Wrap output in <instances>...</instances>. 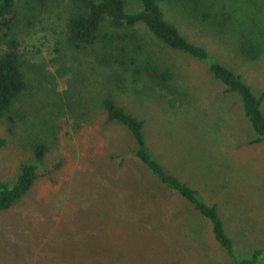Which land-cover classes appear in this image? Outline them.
I'll list each match as a JSON object with an SVG mask.
<instances>
[{"label": "rangeland", "instance_id": "obj_1", "mask_svg": "<svg viewBox=\"0 0 264 264\" xmlns=\"http://www.w3.org/2000/svg\"><path fill=\"white\" fill-rule=\"evenodd\" d=\"M231 1L205 0L206 21L177 3L162 8L212 61L263 96L264 112V60L242 53L256 38L253 17L264 25V0H251V11L239 18ZM68 6L55 0L58 17L48 15L34 29L19 27L29 85L0 118L6 141L0 183L13 185L22 165L33 162L36 141L47 143L49 152L30 192L0 211V264H234L208 220L162 190L136 159L130 132L107 118L103 102L109 97L144 121L148 148L167 171L217 206L236 255L264 250V145L250 143L255 134L239 96L226 92L205 63L162 46L143 26V55L172 69L185 98L171 108L173 96L148 81L139 84L143 95L112 82V70L66 45ZM126 8L141 6L126 0ZM257 264H264V251Z\"/></svg>", "mask_w": 264, "mask_h": 264}, {"label": "trees", "instance_id": "obj_2", "mask_svg": "<svg viewBox=\"0 0 264 264\" xmlns=\"http://www.w3.org/2000/svg\"><path fill=\"white\" fill-rule=\"evenodd\" d=\"M54 1L0 0V118L11 110L29 85L28 63L22 54L19 40L20 24L34 29L46 16L53 14L52 20L58 17L52 11ZM137 1L141 6L140 10L127 12L126 0H67L69 6L65 19L66 45L76 52H86L93 56L101 67L112 70V82L127 83L139 95L145 94L140 90L141 82L148 81L156 88L165 90L168 95L173 96L169 103L171 108H175L185 98L182 96L185 92L175 87L172 69L162 67L151 56L143 55L144 44L139 32V28L143 26L162 46L205 63L212 77L226 87V92L239 96L244 114L255 134V139L250 143L264 145L263 96L257 97L253 89L234 71L212 61L206 48L190 41L166 18L162 8V4L177 3L189 14H198L206 21L211 13L205 0ZM251 7V0H232L230 10L239 18L246 17ZM252 22L256 38L242 45V53L249 60L263 61L264 25L258 23L254 17ZM57 76L62 75L59 73ZM103 107L110 122L121 124L130 132L136 144V159L157 178L162 190L174 192L182 200L184 207L191 208L208 220L215 240L233 259L234 264H257L264 250L258 249L248 258L236 255L234 241L225 229L217 206L205 203L198 196L197 190L176 174L167 171L150 152L144 135V121L127 112L111 97L104 100ZM197 119L203 127L207 126L203 118ZM10 121L13 123L14 120ZM5 144L6 141L0 138V147ZM48 152L47 143L36 141L33 145V162L22 165L13 185L0 183V211L10 209L30 192L38 177V164L44 161ZM147 199H153V196ZM148 225V228L152 227Z\"/></svg>", "mask_w": 264, "mask_h": 264}]
</instances>
